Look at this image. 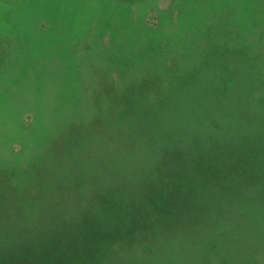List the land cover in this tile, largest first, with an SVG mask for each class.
<instances>
[{
    "label": "rangeland",
    "instance_id": "374dc122",
    "mask_svg": "<svg viewBox=\"0 0 264 264\" xmlns=\"http://www.w3.org/2000/svg\"><path fill=\"white\" fill-rule=\"evenodd\" d=\"M118 1L122 11L113 2L117 13L76 30V21L62 26L60 17L72 2L89 8L94 1L0 0V180L4 187L14 186L13 204L22 213L12 223L31 228L65 217L80 230L94 218L85 226L92 237L80 234L81 243L101 240L104 250L90 257L96 264H114L104 248L108 236L98 233L101 218L113 209L106 227L114 231L121 224L116 221L125 219L131 235L144 240V251L152 257L181 250L191 262L198 261L197 248L189 242L192 232L216 238L222 251L244 257L253 245L252 235H264V205H245V189L232 181L240 174L235 173L237 159L230 155L245 142L242 134L263 127L264 121L257 127L255 116L264 119V98L262 109L248 110L251 75H223L237 83L231 91L236 102L216 87L217 66H204L227 63L229 71L232 66L239 73L255 67L264 90V0H257L261 16L238 11L243 4L235 0L218 2L221 12H215V4L206 9L201 4L188 7L185 14L173 5L196 0ZM92 14L98 16L97 11ZM251 33L262 42L246 46L238 41ZM221 38L243 47L224 50V59L213 60L211 51L218 45L210 48V43ZM93 53L97 58L89 57ZM102 79L114 81V88L100 90ZM229 84L223 92L231 90ZM163 85L182 89L168 97ZM111 100L126 104L109 107ZM244 154L240 163L254 160ZM4 189L0 185V198ZM248 191L253 198V192L264 195V189ZM155 195L161 200L158 211ZM45 196L52 199L49 204ZM0 202L2 216V198ZM157 219L169 220L165 229H154L159 232L149 226ZM216 222L225 230L221 237ZM6 229L0 234L8 238ZM134 246L129 257L140 254ZM79 251L67 249L63 258ZM31 252L24 250L23 257L36 264Z\"/></svg>",
    "mask_w": 264,
    "mask_h": 264
},
{
    "label": "trees",
    "instance_id": "16d2710c",
    "mask_svg": "<svg viewBox=\"0 0 264 264\" xmlns=\"http://www.w3.org/2000/svg\"><path fill=\"white\" fill-rule=\"evenodd\" d=\"M41 1V0H39ZM55 1H59V0H55ZM68 0H62V4L66 3ZM79 1V0H77ZM94 1L92 2V4L89 5V8H86L83 6V4L81 2H72L68 5V9L66 11L65 14H62V16L60 17L61 19V23L62 26L64 24H68L70 21H76V30H78L79 26H81L82 24L85 25H98V23L102 22V18L104 17V15L107 13L109 15L112 14V12H116L114 6H113V2L116 6V9H118V11H122V8H119V1L116 0H91ZM122 1V0H121ZM189 1V0H188ZM192 1V0H190ZM245 2H241L240 0H235V3L238 5V3H242L243 7L240 9H237L238 11H245L248 12L250 10V12H252V14L254 16H261L260 12H261V6L259 4V2L257 0H244ZM54 2V1H53ZM221 2V0H196L195 3L196 4H191L188 2L183 1L182 4L180 6H175L176 11L179 12V10L181 9V11H183L182 13L185 14L186 10L188 7H192V6H201V4L205 5V9L206 6L207 7H211L215 4L214 10L215 12H221L222 9L216 7L217 3ZM123 3V2H121ZM97 11L98 12V16H94L92 13ZM117 13V12H116ZM262 13V12H261ZM90 19H89V17ZM256 25V24H255ZM2 25H0V31L2 30L1 28ZM49 28V25L46 27L45 29ZM154 29L156 28L153 27ZM44 29V30H45ZM84 29V28H83ZM194 29H191L190 33L193 31ZM87 31V30H86ZM85 32V31H84ZM249 32V31H248ZM200 37V36H199ZM261 36L255 35L253 33H251L250 35H247V38L244 40H238L239 42L244 41V44L247 45H251V44H260L261 41ZM66 43L65 45L68 44V41L65 39V37L62 38ZM83 43L85 42V40L82 41ZM210 48L218 45L217 48H215L213 51H211V55L213 56L212 59L215 60V56L219 57L220 60L221 58L224 59L225 55V51L224 50H230V49H239L240 47H243L242 44H232L231 42H229L228 40H226L224 38V40L221 39H215L212 43H210ZM68 46V45H67ZM72 46V45H71ZM114 46V45H112ZM259 49V46H257V51ZM219 51L222 52V55L219 53ZM224 52V53H223ZM233 56H235L237 58V53L230 51ZM89 57H93V59L97 58L96 54H91L89 55ZM205 58V57H204ZM209 60V58L207 59ZM206 59H202L203 62L207 61ZM212 65L207 62L204 66V69L206 67H216L215 69V73L213 74L214 80L217 79L216 81V87L220 88L222 90L223 95H227L228 98L231 99H235V101L237 102V98H234L233 96H231V91H233L234 94V90L236 88L237 83H231V81L225 79L223 77V75H225L226 73L231 74L233 76L235 75H251V81L249 82V86L246 88V90L249 88V93H247L248 97H250L251 99H253L252 102L248 103V110H255V106L262 109V105L260 104L261 101H263L264 98V90L260 85V82L258 81L259 78L255 77V67H253V69L250 71V73L243 71L241 69L242 72H238L236 69H233V67L231 66L230 71L228 70L229 68H227V63L223 64L221 66V64L218 66L215 61L211 62ZM203 72V71H202ZM201 72V73H202ZM179 73H183V70ZM200 73V74H201ZM145 81L147 82H151L153 81L152 78H144ZM236 79V77L234 78ZM257 79V80H256ZM108 82V83H107ZM114 81H109L107 79V81L105 79H102L99 82V88L100 90L103 88H107V85H109L110 88H114ZM230 83L229 85L231 86V90H225L223 92L224 89H226V85ZM156 84V83H155ZM156 86H158V84H156ZM163 87L165 88L166 93L163 91V93L168 97L171 96H176L180 93V90L182 88H170L168 86L163 85ZM160 91V90H159ZM259 101V102H258ZM132 102V101H131ZM100 104V101H99ZM122 104H126L125 102H118L117 104H115L114 101H110L108 103L109 107H118L119 105L121 106ZM132 104V103H131ZM255 104V105H254ZM99 106V105H98ZM235 106H238V104H236ZM100 108V107H99ZM238 110H241L240 108H238ZM255 116V115H254ZM256 124L257 127L262 124V121H264V119L260 118V115H256ZM254 117V118H255ZM255 127V126H254ZM256 129H262L264 130V125L262 128H256ZM256 129H254V131L247 133V135L242 134L243 136H245V142H242L241 146L237 149V153H235L234 155H230V159H237L236 161V167H237V172H235L236 174H240L239 177H235L232 181L236 184V186L241 187L243 189H245L244 191H246L244 197L246 198V206H252L255 207V205H264V195L260 196L257 192H253V194H255L254 198L251 196V193L248 191L250 188H255V189H264V133L263 132H257ZM241 134V133H240ZM249 134V137H247ZM241 138V136H240ZM246 147H248L249 151L247 152L248 156H252L253 159H260V163L259 162H255L254 160H252L251 162L249 161V163H240V156L242 154H244L247 150ZM191 150V149H190ZM242 151V152H241ZM247 154L245 153L244 156L247 157ZM210 171H213V167H211L209 169ZM208 170V171H209ZM166 181V179H165ZM162 183V181L158 182V185H160ZM0 185L3 186V188H5V195H3L2 200H3V206L1 207V211L2 212V216L0 215V229H6L7 232L6 234L8 235V238L3 237L0 234V264H7L8 262H12L13 264H17V262L15 261H19L22 262L23 264H30L29 260L24 259L23 255H24V250H28V252L32 251L31 253H29L28 255H32V257H34L33 260H36V264H46V261L49 260V264H96L95 260H92L93 257H90L91 254H96L99 251L104 250L102 247L99 246V244L101 243V240L98 241V239L95 240H88L85 244L87 245H83V243H81V241L83 240L84 237H82L80 234L82 235H86L89 236L90 238L92 237L91 234L89 233V231H91V228L85 227L86 225L89 224V222H93L92 219L89 217V219H87L85 221V223L82 224V227L79 229L72 227L68 224V222L66 221L65 217H58V218H54L55 222L48 224V225H43V226H39V227H34L32 226L31 228L27 227V226H23L22 227H18L15 224H13L12 219L15 218L14 216H16V218L18 219L21 215L19 214L18 210L16 209V206H14L13 202L16 200L14 198V196L17 195V192L14 189V186L12 184H7L4 187L5 184L1 183L0 180ZM11 186V187H10ZM10 188V189H9ZM9 189V190H8ZM242 191V192H244ZM2 190L0 191V195L2 194ZM9 196H13V199L11 200V197L9 199ZM209 196V195H208ZM236 196V195H235ZM0 198V200H1ZM39 199V197H37ZM45 199V204L50 203V201H52V199L50 197H44ZM34 198H30V201H28V203L33 202ZM155 207L156 211L159 210V207L161 205V200L158 197V195H155ZM204 202H208L207 199H203ZM109 204L111 203V201L108 199ZM107 202V200H106ZM1 202H0V206H1ZM24 206V205H23ZM35 208V206H33ZM188 208V206H187ZM118 210V209H117ZM113 209L108 213V215L106 217H109L108 219H106V217L104 219L101 218V222L98 223L99 227H98V233L101 237L102 234H104L105 236H108L105 243V249L106 251L108 250V255H110V258H112L113 260H111L112 262H114V264H118V263H122L123 264H264V242L261 240V238L259 237H263L264 235H261L259 233H255L253 234V245L252 247L249 249L248 253H246L244 255V257H238L235 256L234 253L229 252H224L220 249L221 245H219V241L216 240V238L214 239H210L208 237H205L204 234L202 232H200L201 236L200 237H196L194 235L195 232H192L190 238H189V242L191 244H193L198 251L199 254V260L196 262H191L190 259H188L187 257L189 256H185V251H179V252H174L173 255H168V254H161V253H155L154 256L152 257L151 253H146L145 250V245L143 246L142 242L144 243L143 239H139V236L136 235H131L132 232H130V226L126 224V220H120V221H116L118 223H121L120 225L117 226V228L114 231H110L107 227L106 224L110 223L111 221V213H112ZM174 211L176 212V209H174ZM186 211H191L190 208H188ZM95 211H90L88 214H91ZM97 213V212H95ZM263 213V212H262ZM184 214V213H183ZM68 215V212H67ZM197 217H200L199 215ZM203 219V217H201ZM200 218V219H201ZM214 219L218 220V216H216ZM174 220L173 218H170V221ZM124 221H126L125 223H123ZM167 221L169 220H163V219H157L153 222V220H150L149 222V226L152 228V230L157 229L158 228H162L165 229L163 227V224H165ZM123 224V225H122ZM92 226V224H91ZM93 227V226H92ZM156 229V230H157ZM184 229H187L184 226ZM183 229V230H184ZM155 232H159L156 231ZM178 230V228L176 229ZM215 232L218 234L219 237H221V235L225 232L224 228H222V226L220 224H218L216 222L215 224ZM137 237L138 238V242H133L134 238ZM143 240V241H142ZM20 242V243H15V242ZM86 241V240H85ZM5 242V243H3ZM131 243H138L140 244V246L135 247L133 244ZM16 244H18L19 248L18 250H16L15 252L13 251V248ZM83 245V246H82ZM88 245H92L93 249L87 250L86 247ZM77 246L80 247V249H77ZM134 246V251L138 250V252H140V254H136L134 256L129 257L128 256V251L131 247ZM67 249H74L76 251H79V255L73 256V257H68V258H63V255L68 254L67 253ZM3 250V251H1ZM202 250H207L208 252L206 253V255H202ZM83 251L85 254V257L88 256V258L86 259L83 256ZM146 253V254H143ZM77 254V253H76ZM151 256V257H147V256ZM31 257V258H32ZM22 260H26L25 262H23Z\"/></svg>",
    "mask_w": 264,
    "mask_h": 264
}]
</instances>
